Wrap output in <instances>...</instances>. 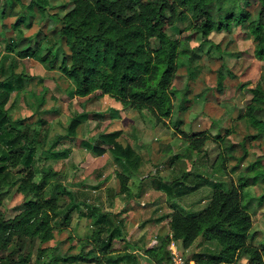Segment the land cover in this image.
<instances>
[{
    "label": "trees",
    "instance_id": "obj_1",
    "mask_svg": "<svg viewBox=\"0 0 264 264\" xmlns=\"http://www.w3.org/2000/svg\"><path fill=\"white\" fill-rule=\"evenodd\" d=\"M4 1L0 0V3ZM11 1L20 3L23 11L11 25L5 20L2 24V42L7 53L0 57V264H30L32 260V264H60L62 259H67L57 251L47 255L50 246L43 244L53 237L52 222L61 216L63 222L60 225H68L74 211H78L80 217L92 218L94 229L89 242L92 247L71 258L82 260L85 264H120L123 260L135 264V253L115 247V241L123 240L122 236L126 235L124 221L118 213L103 210L90 194L71 191L61 181L45 191L43 182L52 168L44 167L46 174L35 180L34 154L38 147L44 148L46 135L43 131L32 130L26 123V117H12L7 105L12 92L24 87L27 75L15 70V58L6 65L7 57L10 52L16 51L22 59L39 60L48 69L60 70L72 81V95L95 94L93 96L97 97L107 94L124 107L147 110L159 122L173 113V98L177 90L172 87V82L181 59V40L172 36L169 28L187 12L191 16V29L187 27L190 29L188 31L206 39H210L213 31H230L236 25L235 31L239 37L252 38L255 54L264 65V0H259L260 5L254 15L238 7L240 0H72V7L64 14L52 12L57 6H52L49 0ZM36 11L44 15L47 22L30 35L20 24L29 18L27 26H32ZM6 15L7 3L4 2L0 4V17L5 19ZM50 21L56 25L43 34ZM41 34L46 40V47L41 45ZM58 44L65 46L60 61L57 57ZM44 79L39 77L40 81ZM252 93L253 102L247 108L245 117L263 129L264 74L252 88ZM91 112L84 111L72 116L66 134L58 137H78V126ZM37 121L47 124L42 117H38ZM175 124L181 130L180 120ZM122 134L121 129L101 130L96 136L87 137L86 146L98 156L108 151L113 154L121 166V170L116 171L120 191L127 193L130 191V176L137 174L144 158L130 142L122 141ZM58 137L47 151L55 152L51 147L58 142ZM217 138L223 137L218 134ZM188 139L191 152L194 150L198 153L207 141L203 133L189 135ZM55 154L67 157L69 149L56 151ZM180 154L177 151L171 153L170 160L175 161ZM220 154L216 160L221 172L225 169V159ZM259 161L260 158L253 162L252 168L258 166ZM21 165L19 172L22 175L17 192L25 195L24 208L7 218L3 201L7 191L4 187L15 184L13 169ZM192 167L173 179L157 173L149 174L151 187L167 194L175 209L167 218L169 233L165 237L166 243L176 239L187 248L200 240L214 242L215 248L201 245L200 249L193 251L190 259L197 264H225L240 259H247V264H264V245L249 243L253 219L244 202L245 188L251 180L264 176V169L256 168L255 177L245 175L238 184L225 187L215 177L202 173L197 177V183L187 181V175L196 172V167ZM202 185L213 186L210 201L200 211L187 212L179 199ZM61 194L70 196L65 204L59 203ZM30 196L34 198L28 200ZM36 240H39V245L32 257ZM145 250L150 254L145 253L149 262L154 256L159 264L163 261L168 264L165 245L159 249L147 247Z\"/></svg>",
    "mask_w": 264,
    "mask_h": 264
},
{
    "label": "rangeland",
    "instance_id": "obj_2",
    "mask_svg": "<svg viewBox=\"0 0 264 264\" xmlns=\"http://www.w3.org/2000/svg\"><path fill=\"white\" fill-rule=\"evenodd\" d=\"M49 1L52 6H57L56 9H52V12L59 11L63 14L73 5L72 0ZM4 2L7 3V15L5 19L0 17V57L7 53L5 44L2 42L3 20L11 25L23 11L18 2L11 0ZM259 3V0H240L238 7L240 6L254 15ZM44 17L37 13L32 26H27L29 18L20 26L25 32L33 35L39 26L47 22ZM190 20L191 16L187 12V15L177 20L176 24L169 28V33L181 40V59L180 67L172 82V87L177 90L173 98V113L170 117H165L159 122L147 110L139 111L128 106L123 112L124 106L107 94L101 99H95L96 96L93 94L94 98L91 101L84 96L72 95V81L60 70L48 69L44 63L34 58L22 59L16 51L9 53L6 65H9L15 58V70L18 73L26 74L27 78L23 88L12 92L7 106L13 118L26 117V123L32 130L45 132L44 148L38 147L34 154L35 162L33 164L36 181L46 174L44 167L52 168L43 182L45 191L55 182L61 181L71 191H83L90 194L92 200L103 204L104 207L108 203L109 194L114 192L110 187L114 185L116 192L120 191L121 184L120 179L116 176V171L121 170V166L113 154L108 151L104 155L98 156L86 146L87 137L96 136L95 134L102 129L110 131L121 129L123 131L122 141L130 142L137 151L142 153L143 163L138 168L137 174L130 176L133 191H140V193L147 192L148 194L150 190H154L150 185V173H157L167 179H173L181 176L186 169L190 171L194 165L196 172H190L186 177L187 181L197 183V177L202 173L209 177H215L218 183L221 182L223 186L229 187L231 184H238L243 176L249 175L253 178L259 168L264 169V128L253 125L245 117L247 108L254 98L252 88L264 74L263 62L255 54L254 41L251 37H239L235 31L236 25L232 26L230 31L227 29L213 31L209 36L210 39H206L205 36L188 31L191 29ZM55 25V22H48L42 33L49 32ZM43 34H41L43 38L41 45L46 47L47 43ZM34 46L36 45L34 44ZM56 48L60 61L63 58L65 46L60 47L58 44ZM39 77H44V81H40ZM182 90L185 93L180 94ZM115 103H119L120 114L112 112L117 108L116 105L113 106ZM84 111L92 112L78 126V137H58L66 134V127L72 116ZM114 115L120 116L114 117ZM38 117L45 119L47 124L38 122ZM122 117L123 120H121ZM261 117L264 119V111ZM114 118L117 120L114 121ZM111 120H113L112 123L106 125ZM179 120L181 130L175 126ZM195 133H203L207 137V141L199 153L194 150L191 152L188 146L189 135ZM218 134H221L223 138L218 139ZM57 137L59 138L58 142L51 148L55 152L69 149L67 157L56 156L55 152L46 150ZM176 151L181 153L180 158L172 162L170 160L171 153ZM219 153L225 159V169L221 172L216 160ZM258 158H260V163L252 168L253 162ZM20 167L22 169V165L13 169L15 184L11 187L9 185L4 187V190L7 191L3 200L7 218L13 217L24 208L25 195L17 192L19 177L22 175L19 172ZM137 181H141L142 190L138 187ZM245 189L246 200L244 199V202L248 205V211L253 219L249 243L263 246L264 196H261L264 195V176L260 175L257 180H251ZM212 193V185H202L189 195L180 198L179 202L187 212H197L208 204ZM33 198L30 196L28 200ZM69 199L68 194H61L59 203L65 204ZM151 202L154 209L160 206L164 211V206L159 198L158 201H155L152 196ZM171 202L172 200L168 197L166 204L173 208ZM150 210L140 216V224L141 218L144 216H153L154 211L150 212ZM168 216L166 217L168 218ZM71 217V223L64 226L60 225L63 222V217L59 216L55 219L52 222L53 237L43 245L50 246L47 255L50 256L52 252L57 251L67 257V259H62L60 264H85L82 260H74L70 256L79 252H87L92 247L89 242L94 229L93 219L80 217L78 211H74ZM167 218L165 222H167ZM137 219V215L129 218L132 223H136ZM148 222L144 226L149 225ZM142 226L143 224H141ZM151 231L155 233L153 229ZM134 232L131 233V236L137 234L136 231ZM145 235L147 234L144 233ZM139 244H135V247L150 256L145 250L146 243ZM38 245L39 240H36L32 257L37 253ZM115 245L120 250L132 249L125 240H119ZM163 245L168 250L166 254V258L169 259L168 264L174 263L176 256L177 258L183 257L187 263L192 264L195 261L190 258L195 249H200L201 245L215 248L214 242H205L204 240L185 248L181 241L173 239L166 243L165 238L162 241ZM55 246H57L56 249ZM156 248L158 247L156 246ZM152 257V261L148 264H159L155 257ZM32 263L33 260L30 264ZM247 263V259H240L225 264ZM144 264L147 263L144 262ZM161 264H164V261Z\"/></svg>",
    "mask_w": 264,
    "mask_h": 264
},
{
    "label": "crops",
    "instance_id": "obj_3",
    "mask_svg": "<svg viewBox=\"0 0 264 264\" xmlns=\"http://www.w3.org/2000/svg\"><path fill=\"white\" fill-rule=\"evenodd\" d=\"M92 95L84 96V98L91 101L94 98ZM104 96L106 95L105 94L98 95L95 99L97 98L101 99V98H104ZM118 104L119 103H115L113 105V106L116 105L115 107H117L116 109L112 111L114 112V114L115 113L120 114L121 112ZM122 109L124 110L123 112H125V107ZM115 116H120V115H114V117ZM115 120L117 119L114 118V121ZM121 120H123V117L121 118ZM112 121L113 120L108 121L106 125H109L110 123H112ZM107 131H110V130H107ZM131 183H132V180L130 179L129 184H128L130 191L127 193H122L121 191L116 192V187L114 185L113 187H110L111 190H113L114 192H111V194H109L107 198L108 199L107 205L104 207L103 204L101 203L100 204L103 207V210L118 213L120 215V218L123 219L124 230L126 231V235L122 236V238L123 240H125L126 243H129V246H131L132 248V249L128 248L127 251L135 253L136 255L135 264H141V263L144 264V262L148 264L149 261H148L147 255L145 254L144 251L142 252V250L138 249V247H135L136 246L135 244L138 245L139 243H146L147 247H154V248H156V246L158 248L161 247L162 241L165 239V237L169 233L167 222H165L167 218L166 216L171 215L174 212V209L171 208V205L167 206L166 200H168V196L164 192L153 188L154 190L153 191L150 190L148 194L147 192L140 193V191H133V187ZM137 185L139 188H141V190L143 189V185L141 184V181L140 182L137 181ZM152 196H154L155 201H158V198L160 199V201H162V206H164V211H163V208H161L160 206L155 207V209L152 207V202H151ZM149 209H151L150 212L152 210L154 211L153 216L152 217L144 216L143 218H141L142 219L141 224H143L144 226L148 222V220H149L148 223L150 224L149 225L147 224V226L141 227L140 216H143L144 213L148 211ZM133 215L138 216L136 223H132L129 220V218ZM152 229L155 231V233L151 231ZM134 231H136L137 234L136 235L134 234V236L133 235L131 236L132 232L135 233ZM144 233H146L147 235L144 236ZM118 242L119 240L115 241V243H118ZM120 264H131V263H128L126 260H123L120 262Z\"/></svg>",
    "mask_w": 264,
    "mask_h": 264
},
{
    "label": "built area",
    "instance_id": "obj_4",
    "mask_svg": "<svg viewBox=\"0 0 264 264\" xmlns=\"http://www.w3.org/2000/svg\"><path fill=\"white\" fill-rule=\"evenodd\" d=\"M172 264H190V263H187L183 257L177 258V256H176V257H174V263H172ZM192 264H197V263L192 262Z\"/></svg>",
    "mask_w": 264,
    "mask_h": 264
}]
</instances>
